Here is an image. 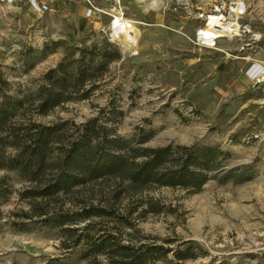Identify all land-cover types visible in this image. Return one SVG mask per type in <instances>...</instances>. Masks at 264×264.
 I'll return each instance as SVG.
<instances>
[{
	"label": "rangeland",
	"instance_id": "374dc122",
	"mask_svg": "<svg viewBox=\"0 0 264 264\" xmlns=\"http://www.w3.org/2000/svg\"><path fill=\"white\" fill-rule=\"evenodd\" d=\"M34 3L47 8L40 12ZM210 16L235 32L209 41ZM118 20L137 30L136 47L114 36ZM55 41L79 48L108 42L122 59L111 64L90 100L36 121L84 123L114 101L126 114L120 135L131 137L140 126L155 132L147 147L220 146L233 154L227 169L253 176L243 183L211 180L199 192L152 188L120 197L124 186L113 180L91 185L59 205L111 206L126 221L95 218L84 242L107 233L172 248L190 240L206 256L184 262L170 256L156 264H264V77L249 75L253 66L241 72L244 58L264 48V0H0V91L18 97L36 91L65 56L64 49L42 56ZM242 74L253 80L240 84ZM2 178L13 192L2 206L0 264H109L106 257L81 260L86 246L74 247L77 233L18 217L30 209L19 196L25 183L6 171ZM23 222L28 231L20 230Z\"/></svg>",
	"mask_w": 264,
	"mask_h": 264
},
{
	"label": "trees",
	"instance_id": "16d2710c",
	"mask_svg": "<svg viewBox=\"0 0 264 264\" xmlns=\"http://www.w3.org/2000/svg\"><path fill=\"white\" fill-rule=\"evenodd\" d=\"M66 44L50 42L42 50L44 58L59 49H64L65 56L45 74L36 91L23 97L0 91V171L15 173L25 183L19 196L30 208L17 216L38 219L36 222L50 229L62 228L70 236L77 233L74 247L86 246L80 253L81 260L94 263L101 257H106L109 264H156L172 261L170 256L177 262L206 256L202 247L190 240L172 248L166 247L168 243L137 245L107 233L84 242V232L95 225L93 219L111 218L124 223L125 218L111 206L74 204L66 209L65 202L59 205L61 198L110 180L124 186L117 194L120 197L152 188L199 192L211 180L224 184L253 179L252 175L245 177L240 168L227 169L233 154L220 146L170 143L147 147L155 132L140 126L131 137L120 135L118 126L126 114L114 101L84 123L61 120L45 125L36 121L35 116H48L65 104L90 100L111 64L122 59L120 49L108 42L80 48ZM6 179L0 180V220L2 206L13 192ZM80 223L86 226L71 228ZM22 224L20 230L28 231L27 223Z\"/></svg>",
	"mask_w": 264,
	"mask_h": 264
},
{
	"label": "bare ground",
	"instance_id": "6f19581e",
	"mask_svg": "<svg viewBox=\"0 0 264 264\" xmlns=\"http://www.w3.org/2000/svg\"><path fill=\"white\" fill-rule=\"evenodd\" d=\"M239 12V9L236 10ZM209 20L211 21V27L206 34L209 38V41H213L216 39L221 38L225 35H230L231 33L235 32L229 26H226L221 21L223 18L219 16H210ZM113 30L115 31L114 36L118 39H123L124 44L129 47H136L138 43V33L137 30L130 24L124 23L122 21H117L112 26Z\"/></svg>",
	"mask_w": 264,
	"mask_h": 264
},
{
	"label": "crops",
	"instance_id": "0c3cea01",
	"mask_svg": "<svg viewBox=\"0 0 264 264\" xmlns=\"http://www.w3.org/2000/svg\"><path fill=\"white\" fill-rule=\"evenodd\" d=\"M256 55H254V56H246L245 58H244V60H243V63H242V65H241V67H242V69H241V72L243 73L245 70H247V69H250L252 66H254V67H259V68H262L263 70H264V48H261V51L259 52H257L256 51ZM253 71V70H252ZM251 71V72H252ZM250 72V73H251ZM249 73V74H250ZM244 76V77H243ZM262 78V77H264V71H262V72H260L258 75H256V78L258 79V78ZM253 80V79H251L250 77H248V76H245V75H241L240 76V78H239V80H238V82L241 84V83H249V82H251L250 80Z\"/></svg>",
	"mask_w": 264,
	"mask_h": 264
},
{
	"label": "built area",
	"instance_id": "2783aa9c",
	"mask_svg": "<svg viewBox=\"0 0 264 264\" xmlns=\"http://www.w3.org/2000/svg\"><path fill=\"white\" fill-rule=\"evenodd\" d=\"M4 2H7V3H13V2H17V1H22V0H3ZM34 8L36 9V10H39L40 12H42L44 9H46L47 7L44 5V6H40V5H38L37 3H34ZM253 70V71H252ZM252 71V72H251ZM262 71H264L262 68H259V67H252L248 72L250 73H248L249 75H252L253 77H255V79H257L256 78V75H258L260 72H262Z\"/></svg>",
	"mask_w": 264,
	"mask_h": 264
}]
</instances>
